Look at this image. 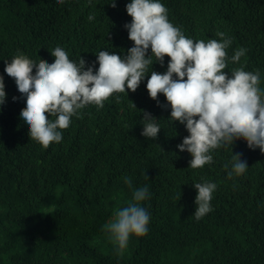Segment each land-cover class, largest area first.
Masks as SVG:
<instances>
[{"label": "trees", "instance_id": "1", "mask_svg": "<svg viewBox=\"0 0 264 264\" xmlns=\"http://www.w3.org/2000/svg\"><path fill=\"white\" fill-rule=\"evenodd\" d=\"M112 2L0 0V76L6 92L0 108V264H264V154L238 140L233 147L210 150L211 163L189 168L191 155L176 147L189 136L186 127L170 122L166 97L161 93L158 100L167 107H158L146 87L151 71L164 73L170 57L163 66L153 57L136 92L113 93L103 108L89 104L79 110L69 127L59 130L60 143L45 149L30 139L20 119L26 97L5 73V60L22 53L51 64L57 46L71 61L82 56L88 65L100 51L125 55L134 46L124 27L132 22L126 11L131 0H116V8ZM159 2L187 38L219 40L216 33L224 32L232 41L229 57L246 49L225 71L259 70L264 101V0ZM143 111L160 119L157 139L141 135ZM237 153L249 168L228 179ZM204 180L217 188L212 211L197 220L193 184ZM145 185L148 233L132 236L118 255L104 225Z\"/></svg>", "mask_w": 264, "mask_h": 264}, {"label": "clouds", "instance_id": "2", "mask_svg": "<svg viewBox=\"0 0 264 264\" xmlns=\"http://www.w3.org/2000/svg\"><path fill=\"white\" fill-rule=\"evenodd\" d=\"M56 2L63 3V0ZM110 6L116 8V0ZM126 11L132 22L124 27L134 46L123 56L100 51L97 60L88 65L82 56L78 62L71 61L65 50L57 46L50 53L55 58L51 64L42 58L37 63L22 53L11 61L5 60V73L15 80L18 91L26 97L20 119L29 128L30 139L45 149L53 142L60 143L62 132L59 130L67 129L71 117L78 116L79 110L89 104L103 108L113 93H124L128 89L136 92L148 75V67L153 66V57L163 66L167 56L170 57L167 70L164 73L152 70L146 87L158 107H167L158 100L161 93L166 97L171 106L168 120L179 121L186 127L189 136L176 147L191 155L189 168L199 169L211 163L210 150L229 144L233 147L238 140H244L249 149L258 148L264 154V101L258 87L260 72H247L243 67L232 69L230 75L225 71L228 63L241 60L246 49L238 48L229 57L226 50L232 41L224 32L216 33L219 40L187 38L169 22L167 9L159 0H131ZM93 19L89 14L88 20ZM17 99L13 97L14 101ZM116 100L119 102L120 97ZM5 102L4 77L0 76V108ZM142 113L141 135L157 139L161 131L160 119L147 111ZM46 114L55 119L50 120ZM224 167L227 169L228 164ZM248 168L241 154H233L228 179L243 175ZM126 182L132 186L130 179ZM193 186L198 194L192 216L199 220L212 211L211 200L217 185L204 180ZM149 196L146 185L135 188L132 199L126 206L117 208L113 218L104 225L118 255L123 254L132 236L143 237L148 233L151 217L142 204Z\"/></svg>", "mask_w": 264, "mask_h": 264}, {"label": "rangeland", "instance_id": "3", "mask_svg": "<svg viewBox=\"0 0 264 264\" xmlns=\"http://www.w3.org/2000/svg\"><path fill=\"white\" fill-rule=\"evenodd\" d=\"M46 211V210H45Z\"/></svg>", "mask_w": 264, "mask_h": 264}]
</instances>
